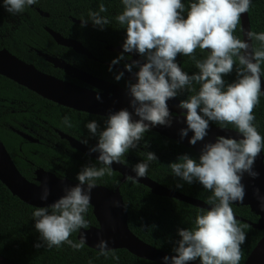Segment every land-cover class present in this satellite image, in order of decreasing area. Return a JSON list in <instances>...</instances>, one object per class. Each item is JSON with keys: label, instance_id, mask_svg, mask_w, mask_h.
Wrapping results in <instances>:
<instances>
[{"label": "clouds", "instance_id": "clouds-1", "mask_svg": "<svg viewBox=\"0 0 264 264\" xmlns=\"http://www.w3.org/2000/svg\"><path fill=\"white\" fill-rule=\"evenodd\" d=\"M37 2L4 0V6L16 15L23 14L27 6ZM121 2L123 11L115 19L127 32L123 50L125 53L138 52L146 58L143 64L133 61L125 65L129 72L134 66L139 68L135 73L138 82H129L128 89L131 105L140 119L134 121L132 113L126 109L108 117L105 130L99 132L98 144L90 149L99 153L98 162L103 167H85L77 176L78 185L66 188L65 195L49 207L35 209V229L44 242L36 247L58 248L67 244L74 249L83 248L85 239L74 243L70 236L89 227L85 214L90 207L91 192L97 187L96 181L111 174L114 162L123 163L121 158L138 147L152 126L170 127L172 120L167 101L187 90L194 94L179 104L186 110L187 128L181 130L182 138L192 131L190 144L203 141L208 135L210 121L223 129L233 125L242 138L219 136L214 143L204 145L198 161L185 154L178 158L179 162L169 165L175 176L189 184L198 181L212 195L207 200L210 207L196 216L193 227L178 230L181 239L175 242V255L163 259L165 264H189L198 258L201 264H240L246 233L231 205L244 201L243 177L245 174L253 179L259 176L254 165L264 151V136L254 124V110L262 92L264 32H247V37L252 42L258 41L259 47L234 35L242 14L249 12L252 0H192L187 18L183 15L185 4L182 0ZM107 11L101 3L98 11H90L87 19H81V26H86L90 20L93 26L103 29L110 23L101 15ZM197 49L209 54L195 61L199 72L189 75L175 62L176 57L182 54L195 60ZM121 59H124L123 53L113 64ZM234 67L238 79L226 85L224 76ZM123 76L121 72L115 78L119 81ZM194 85H199L198 91ZM64 123L71 127L68 117L64 118ZM86 127L93 135L97 134L96 121L89 122ZM157 159L155 153L147 152V161ZM148 166L141 162L133 171L137 177H145ZM50 194L49 187L44 185L40 198L46 201ZM255 195L264 208V195L259 189L255 190ZM114 204L119 207V201ZM97 248L103 256L110 253L106 240L101 239Z\"/></svg>", "mask_w": 264, "mask_h": 264}, {"label": "trees", "instance_id": "trees-1", "mask_svg": "<svg viewBox=\"0 0 264 264\" xmlns=\"http://www.w3.org/2000/svg\"><path fill=\"white\" fill-rule=\"evenodd\" d=\"M190 2L192 0H182L185 4L183 14L185 18H187ZM101 3L108 9L101 15L106 16L110 21L109 25L103 29L93 26L90 20L83 27L82 23L73 20L74 18L87 19L89 12L98 11ZM38 8L49 16L42 15ZM122 11L121 0H38L35 5L27 6L23 14L13 15L5 8L4 0H0V47L9 49L24 61L62 79L83 84L66 75L63 70L55 68L41 57L37 50L62 57L99 77L127 88L129 81L124 76L119 81L115 78L119 71L114 68L110 71V67L106 64L95 62L87 56L77 54L72 48L59 45L46 29L50 28L65 37L75 38L99 58L113 62L120 55L106 50L105 45H118L126 40V29L115 19ZM249 17L252 31L264 32V0H252ZM234 35L243 40L241 20ZM253 43L256 47L260 46L258 41ZM208 54L207 51L202 52L197 49L195 60L191 56L178 54L175 62L187 74L194 75L199 72L195 61L205 59ZM261 69L264 77V64L261 65ZM237 79L235 67L230 74L224 76L226 85L236 82ZM194 87L198 91L199 85ZM191 94L194 93L185 90L176 97L182 101ZM254 115L256 117L254 124L259 133L264 136V95L262 93ZM65 117L69 118L71 127L64 123ZM107 119V116L78 111L50 101L0 75V137L19 170L31 181H35L37 167H43L60 177H68L76 181H78V174L85 167H103L96 159L72 148L66 139L61 138L56 129L78 138H86L93 144L98 142L99 132L105 130ZM91 121H96L98 124L96 135L90 133L86 127ZM210 124L218 125L211 121ZM227 127L234 129L233 125H227ZM12 128L33 134L40 141L38 143L27 141ZM147 152L155 153L158 159L147 161ZM185 154L199 160L200 155L193 149L149 130L139 142L138 147L130 149L121 159L132 168L141 162L148 163L147 176L170 189L207 203L212 192L204 189L198 181L191 184L183 181L175 176L169 167L171 163L179 162L178 158ZM121 177L120 173L112 170L110 175L106 174L97 180L96 184L109 188L120 185L131 230L145 242L175 254L173 252L175 242L181 239L178 230L192 228L196 216L207 209L176 198L156 195L149 187L131 178L121 183ZM231 207L234 215L246 220L237 219L246 233V242L242 245L240 261V264H244L253 248L264 236V230L254 228L250 223L257 222L258 216L249 206L232 204ZM36 208L13 195L0 180V253L17 264H159L138 257L127 249L110 250L106 257L101 255L99 250L85 244L81 249H74L67 244L58 248H48L46 245L38 248L36 245L44 244V242L41 234L35 229L33 212ZM85 219L89 222V227L98 225L91 205L85 214ZM78 233L79 230L70 236L74 243L80 242Z\"/></svg>", "mask_w": 264, "mask_h": 264}, {"label": "water", "instance_id": "water-1", "mask_svg": "<svg viewBox=\"0 0 264 264\" xmlns=\"http://www.w3.org/2000/svg\"><path fill=\"white\" fill-rule=\"evenodd\" d=\"M38 11L44 16H49L48 13L43 12L38 8ZM78 23L81 20L73 19ZM243 40H246L250 45L253 43L248 37L247 32L252 31L249 12L241 16ZM47 31L53 36L55 41L62 46L72 48L75 52L93 58L91 51H89L79 40L71 37H65L61 33L53 29L46 28ZM122 41L120 45L114 46L107 44V49L116 52H124ZM251 51V49H249ZM40 56H43L48 62L52 63L55 67L64 69L65 72L77 78L91 87L81 86L70 81L60 79L52 74L46 73L38 69L34 64L28 63L23 59L13 54L7 48L0 47V75H3L19 85H22L43 98L58 103L60 105L87 113L102 115L109 117L111 114L119 112L120 110H128L132 113L134 121L140 118L135 115V110L131 105L132 97L129 94V89L122 85L74 67L66 61L38 51ZM131 56L130 62L140 61L141 64L146 62V59L139 55L138 52L128 53ZM109 67L117 69L119 72L124 73V77L134 83L138 82L135 75L139 71H127L126 67L120 64L107 63ZM262 81V94L264 95V77L261 76ZM97 96L100 99H97ZM180 100L175 97L167 101L169 111L171 113V126H152L151 131H155L165 137L173 139L178 143L193 149L201 155L202 149L207 143H214L219 136L227 138L241 139L242 135L235 129L227 127L221 128L219 125L209 124L208 135L203 141H198L196 145L190 144V139L194 135L192 131L188 132V136L182 138L181 130L187 128L186 110L179 107ZM25 140L30 142H39V139L33 135L15 130ZM57 132L62 138L69 141V144L77 151L93 158L98 161L99 153L91 152L90 149L95 146H89L78 138L67 134L59 129ZM112 170L117 171L122 175L121 183H125L129 178L134 177L136 182L149 187L152 193L161 196L176 198L180 201H185L197 207L208 209L210 206L197 198L185 195L179 191L170 189L159 182L153 180L149 176L137 177L133 168L125 163L112 164ZM254 170L259 173L255 179L244 175L242 183L246 188V196L244 201L235 202L234 205L249 206L253 213L258 216L257 222H250L254 228L264 230V208L260 206V202L255 195V190L259 189L260 194L264 195V152L255 161ZM35 181L29 180L25 177L14 162L10 152L8 151L5 143L0 137V180L12 192L13 195L20 198L23 202L35 207H49L56 200L65 195V189L74 187L79 184V181L72 180L68 177H60L56 173L46 170L41 167L36 170ZM44 185L49 187L51 194L48 199L42 200L40 197L43 194ZM85 190L87 186L85 185ZM114 201H119V207H116ZM94 215L98 221V226L88 227L87 229H80L78 233L79 241L83 238L86 240L85 245L99 250L97 248L101 239L108 242L110 250L127 249L132 254L155 261L159 264H165L164 257L175 255L173 253L161 250L141 238H139L129 226V214L120 190V185L116 188H109L105 185L97 184L91 192V203ZM236 219L244 220V218L235 215ZM249 222V221H248ZM100 251V250H99ZM0 264H17L10 258L0 253ZM170 264V262H169ZM189 264H201V261L196 259L190 261ZM244 264H264V236L259 240L257 245L253 248Z\"/></svg>", "mask_w": 264, "mask_h": 264}, {"label": "flooded vegetation", "instance_id": "flooded-vegetation-1", "mask_svg": "<svg viewBox=\"0 0 264 264\" xmlns=\"http://www.w3.org/2000/svg\"><path fill=\"white\" fill-rule=\"evenodd\" d=\"M82 43V42H81ZM122 43V42H121ZM120 43V44H121ZM83 44V43H82ZM120 44H118V45H120ZM62 46V45H61ZM114 46H117V45H114ZM87 48V47H86ZM88 49V48H87ZM105 49L106 50H108L107 49V44L105 45ZM89 50V49H88ZM38 51H40V50H37V53H38ZM90 51V50H89ZM108 51H110V52H115V53H117V54H119L120 56H121V54L123 53V56H124V59H121V60H119V62L118 63H116V64H120V65H122V66H124L125 67V65H127V64H131V62H130V59H131V56L128 54V53H125V52H121V53H119V52H116V51H111V50H108ZM77 53V52H76ZM91 53H92V55H93V58H89L88 56H87V58L88 59H91V60H93V61H95V62H99V63H104V64H106L107 65V63H113V62H110V61H106V60H104V59H101V58H99L98 56H96L92 51H91ZM47 54H49V53H47ZM77 54H79V53H77ZM52 55V54H51ZM80 55H82V54H80ZM118 55V56H119ZM53 56H55V57H58V58H60V59H62V60H64V61H66L67 63H69V64H71V65H73L74 67H77V68H80V69H83V70H85V71H87V72H89V73H91V74H93L92 72H90V71H88L87 69H84V68H81V67H79V66H77V65H75V64H73V63H70L69 61H67L66 59H64V58H62V57H59V56H56V55H53ZM84 56H86V55H84ZM41 57H43V56H41ZM44 58V57H43ZM119 58V57H118ZM46 60V59H45ZM47 61V60H46ZM50 63V62H49ZM50 64H52V63H50ZM53 65V64H52ZM54 66V65H53ZM108 66V65H107ZM55 67V66H54ZM109 67V66H108ZM55 68H57V67H55ZM110 68H113V67H110ZM39 69V68H38ZM58 69H61V68H58ZM115 69V68H114ZM139 68L138 67H133V69H132V71H137ZM61 70H63L64 72H65V70L64 69H61ZM117 70V69H116ZM118 71V70H117ZM47 73V72H46ZM121 73V72H120ZM50 74V73H49ZM65 74L66 75H68L66 72H65ZM53 75V74H52ZM94 76H97V75H95V74H93ZM55 76V75H54ZM69 77H71V78H73L74 80H77V81H80L81 83H83V84H80V83H77V82H75V81H72V80H67V79H63V80H66V81H70V82H73V83H75V84H78V85H81V86H86V87H91L90 85H88L87 83H85V82H83V81H81V80H79V79H77V78H74V77H72V76H70V75H68ZM57 77V76H56ZM97 77H99V76H97ZM59 78V77H58ZM100 78H102V77H100ZM125 78V77H124ZM60 79H62V78H60ZM102 79H105V80H108V79H106V78H102ZM126 79V78H125ZM128 80V79H127ZM108 81H110V80H108ZM129 82H131V83H134V82H132V81H130V80H128ZM110 82H112V81H110ZM115 83V82H114ZM119 84V83H118ZM126 88V87H125ZM128 88V87H127ZM14 129L15 128H12V130L14 131ZM15 130H17V129H15ZM60 130V129H59ZM56 131H57V129H56ZM62 131V130H61ZM16 132V131H15ZM23 132H25V131H23ZM63 132H65V131H63ZM17 133V132H16ZM27 133V132H26ZM65 133H67V132H65ZM30 134V133H29ZM67 134H70V133H67ZM31 135H33V134H31ZM70 135H72V134H70ZM21 136V135H20ZM34 136V135H33ZM61 136V135H60ZM72 136H74V135H72ZM22 137V136H21ZM35 137V136H34ZM74 137H76V136H74ZM35 138H37V137H35ZM62 138V137H61ZM76 138H78V137H76ZM24 139V138H23ZM38 139V138H37ZM62 139H65V138H62ZM80 141H87V143H85V144H87V145H89V146H95V144H97V143H93V144H91L90 142H89V140L88 139H83V138H78ZM67 140V139H66ZM27 141H29V140H27ZM40 141V140H39ZM68 141V140H67ZM69 142V141H68ZM32 143H38V142H32ZM84 143V142H83ZM70 145V144H69ZM71 146V145H70ZM72 147V146H71ZM73 148V147H72ZM38 168H41V167H37L36 168V170L38 169ZM36 170H35V172H36ZM50 171V170H49ZM36 174V173H35ZM122 176V175H121ZM99 225V224H98ZM97 225V226H98ZM92 227V226H91Z\"/></svg>", "mask_w": 264, "mask_h": 264}]
</instances>
